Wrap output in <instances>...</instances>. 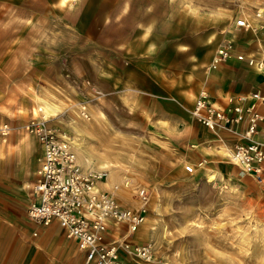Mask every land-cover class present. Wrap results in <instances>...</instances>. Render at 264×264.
<instances>
[{
	"label": "crops",
	"instance_id": "0c3cea01",
	"mask_svg": "<svg viewBox=\"0 0 264 264\" xmlns=\"http://www.w3.org/2000/svg\"><path fill=\"white\" fill-rule=\"evenodd\" d=\"M0 2L15 8L5 17L9 26L0 29V125L12 127L6 140L0 139V264H84L76 241L67 239L57 223L44 227L27 217L42 149L24 125L35 105L60 94L65 66L85 74L93 95L95 90L107 93L108 102L132 107L133 117L150 119L153 132L169 140L165 146L192 150L187 161L197 172L237 167L230 155L245 140L228 129H208L191 110L202 90L221 106L229 98L236 104L240 95L264 93L263 46L253 50L247 42H235L234 55L211 68L222 44L215 13L172 6L158 12L154 5L139 11L133 0L121 15L126 0ZM230 31L225 37L232 38ZM237 54L245 58L238 60ZM65 55L69 65H63ZM257 110L264 114L263 106ZM172 134L182 142L173 143ZM254 139L264 143V121ZM137 231L131 240L141 243Z\"/></svg>",
	"mask_w": 264,
	"mask_h": 264
},
{
	"label": "rangeland",
	"instance_id": "374dc122",
	"mask_svg": "<svg viewBox=\"0 0 264 264\" xmlns=\"http://www.w3.org/2000/svg\"><path fill=\"white\" fill-rule=\"evenodd\" d=\"M133 3L139 11L154 5L158 12L172 6L175 11L215 13L220 19L222 43L231 39L240 45L247 42L253 50L264 47V0ZM128 4L130 0L118 15L127 10ZM13 13L15 8L0 2V21ZM240 18L250 22L251 28H236L235 21ZM7 20L0 22V29L9 26ZM226 30H231L232 38L225 37ZM65 56L63 65H69V56ZM62 78L60 94L35 105L32 116L39 106L57 105L55 122L50 123L61 125L73 140L78 163L93 168L113 164L105 168L107 176L101 187L109 184L110 189H106H113L118 202L130 209L140 206L137 189L145 188L149 196L147 213L137 233L141 243L152 245L153 260H132L129 264H264V180L257 182L237 166L233 170L221 167L218 173L210 171L215 177L209 181V174L197 172L187 161L193 151L176 144L172 149L165 146L169 140L165 133L153 132L150 119L133 117L132 107L126 110L115 101L108 102L107 93L93 95L84 73L75 74L65 66ZM80 103L87 104L90 119L76 115ZM169 136L174 137L173 143L182 142L180 136ZM186 165H192L194 172H186Z\"/></svg>",
	"mask_w": 264,
	"mask_h": 264
},
{
	"label": "built area",
	"instance_id": "2783aa9c",
	"mask_svg": "<svg viewBox=\"0 0 264 264\" xmlns=\"http://www.w3.org/2000/svg\"><path fill=\"white\" fill-rule=\"evenodd\" d=\"M236 28L248 30L250 22L244 18L235 21ZM235 43L226 39L216 49L212 64L221 65L234 55ZM243 60V54H237ZM97 96L102 95L98 90ZM238 103L221 106L208 99L204 90L198 94L191 110L192 117L212 131L228 129L245 140L237 143L230 155L232 163L262 181L264 171V143L256 141L259 123L264 114L257 105L264 107V93L251 92L237 97ZM253 100L249 105L244 101ZM76 115L90 119L86 103H80ZM50 119L40 115L32 116L24 129L36 136L42 156L32 189L34 201L27 207L30 221L44 227L57 223L67 239L76 241L83 254L84 264H129L132 260L151 262L153 247L150 243L131 240L144 222L149 196L145 188L136 190L140 202L138 209L120 205L112 190L103 189L101 184L107 176L102 168L83 167L77 161L75 145L64 131L51 124ZM51 124V125H50ZM245 124L241 131L236 126ZM9 124L0 126V139L5 141L11 133ZM185 171L194 172L192 165ZM117 188V186L115 185Z\"/></svg>",
	"mask_w": 264,
	"mask_h": 264
},
{
	"label": "bare ground",
	"instance_id": "6f19581e",
	"mask_svg": "<svg viewBox=\"0 0 264 264\" xmlns=\"http://www.w3.org/2000/svg\"><path fill=\"white\" fill-rule=\"evenodd\" d=\"M250 62L252 63L253 60H250ZM211 68H216L217 65H214L211 63ZM263 67V66H262ZM37 113H35L33 116H36V115H40L43 119L47 120V119H50V118H54L53 116H55L58 112V106L55 105V104H44L42 107L39 106L38 109H37ZM71 139V138H70ZM72 140V139H71ZM73 141V140H72ZM78 161V160H77ZM110 167H113V164H108V163H102L100 164V168L102 169H105V168H110ZM208 179L209 181L213 180L214 177H215V173L212 172L208 175ZM149 201V200H148ZM122 205V204H120ZM147 205V204H146ZM123 206V205H122ZM125 207V206H124ZM140 207V206H139ZM138 209V208H137Z\"/></svg>",
	"mask_w": 264,
	"mask_h": 264
}]
</instances>
